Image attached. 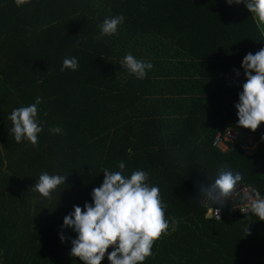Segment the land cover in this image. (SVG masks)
Returning <instances> with one entry per match:
<instances>
[{"label":"trees","instance_id":"trees-1","mask_svg":"<svg viewBox=\"0 0 264 264\" xmlns=\"http://www.w3.org/2000/svg\"><path fill=\"white\" fill-rule=\"evenodd\" d=\"M119 15L118 33L100 37ZM261 48L252 14L226 0H0V264H82L64 217L120 162L126 177L149 174L176 224L144 264H264V222L227 207L216 220L199 191L227 165L264 198V124L238 127L235 108L243 58ZM129 53L153 64L146 78L121 67ZM73 57L78 70L62 72ZM38 97L39 145L16 143L8 117ZM231 128L260 140L254 155L214 147ZM44 172L67 176L51 200L33 188Z\"/></svg>","mask_w":264,"mask_h":264},{"label":"clouds","instance_id":"clouds-1","mask_svg":"<svg viewBox=\"0 0 264 264\" xmlns=\"http://www.w3.org/2000/svg\"><path fill=\"white\" fill-rule=\"evenodd\" d=\"M30 3V0H15L17 7ZM229 5L244 4L259 24H264V0H226ZM123 15L106 18L100 27V37L118 33L123 23ZM97 37V39H100ZM78 60L65 58L61 71L78 70ZM121 67L137 79H144L153 68L151 62L138 60L131 53L125 55ZM241 67L246 82L239 93V102L235 105L238 114V127L255 133L264 124V48L255 54L247 53ZM235 71V70H234ZM240 75L236 71V76ZM42 98L35 103L15 108L8 119L12 123L10 135L16 143L28 141L33 147L39 145L42 127L38 121V107ZM53 134H61L60 127L50 129ZM264 140V137L261 138ZM119 171L103 169L102 184L94 188L91 194L92 203H85L83 208L74 206L73 212L64 217L63 227L74 230L77 238L71 240L70 255L82 264H102L107 256L109 264H144L153 255L152 249L169 231L176 230L166 217V205L160 195L158 186L148 183L149 174L142 170L133 171L130 177L123 175L125 164L120 162ZM67 176L40 174L33 186L41 197L51 200L52 194L59 186L65 185ZM243 177L233 172L227 165H222L214 182L200 186L201 201L211 205L209 214L220 217V209L225 202L238 193ZM249 199L250 212L264 222V198L259 195ZM214 205H219L215 208ZM247 235H250L247 229ZM61 242L65 241L63 234ZM112 249L109 252V249Z\"/></svg>","mask_w":264,"mask_h":264},{"label":"built area","instance_id":"built-area-1","mask_svg":"<svg viewBox=\"0 0 264 264\" xmlns=\"http://www.w3.org/2000/svg\"><path fill=\"white\" fill-rule=\"evenodd\" d=\"M260 140L254 137L253 134L242 132L239 129H228L225 133H218L214 140V147L220 149L223 152L229 150L231 144L237 145L239 149L243 151V154L252 156L257 152ZM237 194L233 199H229L225 202V206L231 213L237 214H252L249 208V199H246V195L251 198H256L258 193L250 187H242L237 189ZM219 208V207H215ZM220 217L216 214H211V217L220 220L222 217V209L219 213Z\"/></svg>","mask_w":264,"mask_h":264},{"label":"rangeland","instance_id":"rangeland-1","mask_svg":"<svg viewBox=\"0 0 264 264\" xmlns=\"http://www.w3.org/2000/svg\"><path fill=\"white\" fill-rule=\"evenodd\" d=\"M260 28L264 31V24H259Z\"/></svg>","mask_w":264,"mask_h":264}]
</instances>
